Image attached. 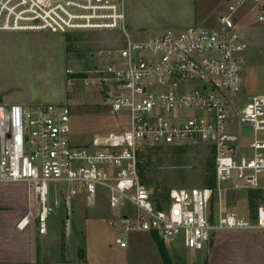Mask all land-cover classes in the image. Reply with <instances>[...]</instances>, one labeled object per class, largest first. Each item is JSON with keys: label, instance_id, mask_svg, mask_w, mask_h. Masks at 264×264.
Instances as JSON below:
<instances>
[{"label": "built area", "instance_id": "1", "mask_svg": "<svg viewBox=\"0 0 264 264\" xmlns=\"http://www.w3.org/2000/svg\"><path fill=\"white\" fill-rule=\"evenodd\" d=\"M127 2L0 0V32L120 35L119 45L93 54L92 67L66 74L70 84L96 87L123 127L75 145L68 106L0 104V185L28 186L41 235L58 210L95 209L100 199L121 249L132 234L202 251L221 232H264V94L243 96L250 43L237 16L246 10L264 36V0H227L213 26L140 38L127 30ZM175 147L209 149L216 188L175 189L168 202L157 200L140 176V156ZM225 185L261 191L254 217L215 210Z\"/></svg>", "mask_w": 264, "mask_h": 264}, {"label": "rangeland", "instance_id": "2", "mask_svg": "<svg viewBox=\"0 0 264 264\" xmlns=\"http://www.w3.org/2000/svg\"><path fill=\"white\" fill-rule=\"evenodd\" d=\"M227 7V0H128L127 30L135 38H140L143 34L158 35L167 29H184L192 24L210 27ZM237 16L250 43L243 77V96L248 99L264 94L263 27L252 25V16L246 10ZM120 39L118 33L110 31L69 34L0 32V104L68 106L73 113L71 141L75 145H86L96 136L123 129L122 121L111 117L96 87L70 84V76L66 74L67 69L77 71L92 67L95 64L93 54L119 45ZM209 159L210 150L204 147H188L181 153L165 148L153 154L147 171V187L154 197L175 189L203 188L204 169ZM247 191L238 185L222 186L215 198V210L224 214H250ZM86 205L81 204L79 207L84 209L79 211L76 208L74 213L60 209L51 217V222H55L53 227L63 230L61 238L65 233L64 242H67L69 227L67 217L73 216L75 225H79L74 234L77 245L86 250L91 264H144L147 254H144L143 246L136 244L134 234L129 237V243L136 245L132 258L127 261L122 257V251L115 245L118 231L107 223L110 211L107 202L100 199L95 209ZM92 216L96 220L87 221L85 231V221ZM217 235L210 247L202 251L187 250L180 243L176 247H180L187 264H223L227 259L223 252L227 255V251L222 250V242L226 239L221 241L222 237H218L215 241ZM240 243L236 239L225 244L231 248L228 264H264V238L251 241L247 250ZM172 248H175L174 243Z\"/></svg>", "mask_w": 264, "mask_h": 264}, {"label": "crops", "instance_id": "3", "mask_svg": "<svg viewBox=\"0 0 264 264\" xmlns=\"http://www.w3.org/2000/svg\"><path fill=\"white\" fill-rule=\"evenodd\" d=\"M193 26L196 25L192 24L186 28ZM79 206H81V204L76 207L79 211L84 209ZM33 211L34 198L30 194L27 185H0V264H91L86 250L81 249V246L78 247L77 245L78 241L75 239L74 234L77 232L79 225H75L73 216L67 217L70 228L68 227L67 229V242H65V248H63V239L60 236V232L63 230L59 231L55 229L53 227L55 222H51L50 218L47 233L41 235L39 233L38 224L34 220L35 211ZM108 213L109 217L107 220L111 217V212L108 211ZM90 215L96 214L91 213ZM90 219L96 220L94 216L87 219L84 224L85 231L87 221ZM22 222V226L25 225L24 228L20 227ZM134 235L136 236L134 237L136 244L143 246L144 254H147L144 256V264H166L160 253V243L165 248L168 256L169 261L167 264H187L181 254L180 247H176V244L179 243L185 247L183 241L176 240L164 243L156 234L144 233ZM218 237H222L221 241L226 239V242H222V250L226 249L227 251V255L223 252L224 256L227 258L226 262L223 264H228V255L231 248L225 246V244L239 239L241 242L240 244L247 250L251 241H254L256 238H264V232H221L217 235L215 241ZM85 238H87L86 234ZM137 239L139 241H137ZM212 242H214V238ZM173 243L175 248H172ZM134 247H136V245H133L132 242L129 243L127 249H121L119 247L123 254L122 257L127 261H130L132 258L131 255ZM151 257H155V259L153 260Z\"/></svg>", "mask_w": 264, "mask_h": 264}, {"label": "trees", "instance_id": "4", "mask_svg": "<svg viewBox=\"0 0 264 264\" xmlns=\"http://www.w3.org/2000/svg\"><path fill=\"white\" fill-rule=\"evenodd\" d=\"M187 148L188 147H175V148H168V149L181 153V152H184ZM163 150H165V148H154V149H148L142 152L140 156L141 162H140L139 170H140V176L144 184L146 185L148 184L147 171L149 167H151L153 154L157 152L159 153ZM204 174H206V176L204 177L203 188H209V189L216 188L217 183H216V174H215V163H214L212 154H211V159H209L205 165ZM246 194H247V201H248V211L250 215L254 217L259 205L263 201V196L261 194V191H258V190H249L247 191ZM156 197H157V200L168 202L169 201V191L166 194L159 193ZM213 206H214V203L212 207ZM62 239H63V248H65V242H64L65 233L62 234ZM159 249H160V253L165 263L167 264L169 259L165 251V248L163 247L161 243L159 245ZM205 264H208V263L205 262Z\"/></svg>", "mask_w": 264, "mask_h": 264}]
</instances>
